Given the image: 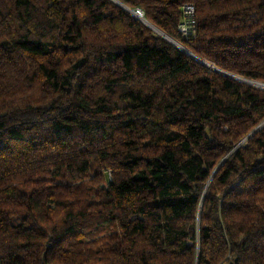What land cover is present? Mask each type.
<instances>
[{"label":"trees","instance_id":"16d2710c","mask_svg":"<svg viewBox=\"0 0 264 264\" xmlns=\"http://www.w3.org/2000/svg\"><path fill=\"white\" fill-rule=\"evenodd\" d=\"M119 1L264 82V0ZM261 123L264 88L114 0H0V264H264Z\"/></svg>","mask_w":264,"mask_h":264},{"label":"water","instance_id":"95a60500","mask_svg":"<svg viewBox=\"0 0 264 264\" xmlns=\"http://www.w3.org/2000/svg\"><path fill=\"white\" fill-rule=\"evenodd\" d=\"M116 1V3H118L120 6H122L124 9H126L127 11H129L130 13H132L133 15H135L138 19H140L142 22L146 23L149 27H151L153 30H155L157 33H159L160 35H162L163 37H165L166 39H168L171 43H173L175 46H177L179 49H181L182 51L186 52L188 55H190L191 57H193L194 59H196L197 61L213 68L214 70L224 74V75H227V76H230V77H233V78H236V79H239V80H242V81H245V82H248V83H251V84H254V85H257V83L255 81H252V80H248V79H245V78H241L239 76H236L234 74H231V73H228V72H225L223 70H220L216 67H214L213 65H210L208 62H206L205 60L195 56L194 54H192L188 49H186L184 46H182L180 43H178L177 41H175L174 39L170 38L169 36H167L164 32H162L161 30H159L157 27H155L153 24H151L150 22H148L145 18H140L137 16V13L138 14H142V11L140 9H136L135 12L132 11L130 8H127V6H124L122 4L121 1L119 0H114ZM262 125H264V123H261L259 124L248 136H250L251 134H254ZM247 136V137H248ZM245 137V138H247Z\"/></svg>","mask_w":264,"mask_h":264},{"label":"built area","instance_id":"2783aa9c","mask_svg":"<svg viewBox=\"0 0 264 264\" xmlns=\"http://www.w3.org/2000/svg\"><path fill=\"white\" fill-rule=\"evenodd\" d=\"M194 6L192 4H184L183 5V19L178 25V30L179 32L184 35H190L191 33L194 32V27H195V18H194ZM256 86H259L261 88H264V82H258Z\"/></svg>","mask_w":264,"mask_h":264},{"label":"bare ground","instance_id":"6f19581e","mask_svg":"<svg viewBox=\"0 0 264 264\" xmlns=\"http://www.w3.org/2000/svg\"><path fill=\"white\" fill-rule=\"evenodd\" d=\"M123 5H124V4H123ZM124 6H125V5H124ZM127 8H128V7H127ZM131 10H132V9H131ZM132 11L135 12V10H132ZM137 16L140 17V18H142V19L144 18L142 14H138V13H137Z\"/></svg>","mask_w":264,"mask_h":264},{"label":"rangeland","instance_id":"374dc122","mask_svg":"<svg viewBox=\"0 0 264 264\" xmlns=\"http://www.w3.org/2000/svg\"><path fill=\"white\" fill-rule=\"evenodd\" d=\"M209 67V66H208Z\"/></svg>","mask_w":264,"mask_h":264}]
</instances>
